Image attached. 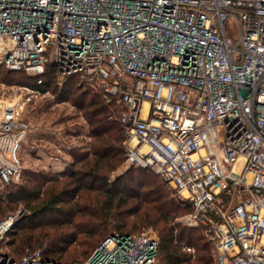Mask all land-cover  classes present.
Masks as SVG:
<instances>
[{"label": "built area", "instance_id": "built-area-1", "mask_svg": "<svg viewBox=\"0 0 264 264\" xmlns=\"http://www.w3.org/2000/svg\"><path fill=\"white\" fill-rule=\"evenodd\" d=\"M0 65L39 84L53 65L60 83L73 77L120 106L126 161L192 204L183 223L203 228L219 264H264V0H0ZM21 88L27 98L0 121L14 157L0 153L4 182L20 177L19 118L43 92ZM17 221L0 222V264H158L152 231H115L83 262L42 249L17 259L1 249Z\"/></svg>", "mask_w": 264, "mask_h": 264}, {"label": "trees", "instance_id": "trees-1", "mask_svg": "<svg viewBox=\"0 0 264 264\" xmlns=\"http://www.w3.org/2000/svg\"><path fill=\"white\" fill-rule=\"evenodd\" d=\"M2 84L39 87L43 92L51 91L59 101L76 97L75 105L87 122L86 128L82 126L76 133L92 138L90 150H68L73 160L66 162L65 170L30 169L29 180L23 179V170L22 178L6 182L4 190L0 188V220L20 203L27 211L5 233L1 249L6 254L20 259L28 251L42 249L46 258L83 262L113 231L134 234L133 230H141L137 231L140 234L152 230L160 244L158 264H216L215 243L206 238L203 228L175 220L193 210L192 204L170 195L159 174L163 183L147 180L149 168L132 164L128 173L110 178L126 156L120 106L106 103L99 92L73 77L60 83L53 65L47 66L41 84L23 71L0 65ZM6 238V247H13L12 251L2 245ZM73 245H78L74 254L81 256L68 257ZM185 246H194L196 257Z\"/></svg>", "mask_w": 264, "mask_h": 264}, {"label": "rangeland", "instance_id": "rangeland-1", "mask_svg": "<svg viewBox=\"0 0 264 264\" xmlns=\"http://www.w3.org/2000/svg\"><path fill=\"white\" fill-rule=\"evenodd\" d=\"M228 28L229 31L233 33L234 37L237 39L238 27L235 21L229 20ZM0 88H5L7 91H11L10 93L13 94L12 96H7L6 92H0L1 121L4 116L5 104H10L13 102L22 103V101L27 98L28 91L21 88L17 92V94H14L17 87H14L12 84L10 86H8L7 84H2L0 85ZM71 98V100L59 101L56 99V97L51 91H46L42 92L40 96L34 97L31 103L29 101L25 105L24 110L22 111L21 117L19 119L21 121L28 122L29 127L25 133L20 134L21 140L19 149L17 151V156L20 160L21 168V174L19 179L22 178L21 175L23 174V170L26 174H24L23 179L26 180H29V177L27 175L30 172V169L39 170L43 168H51L53 171L65 170L67 165L66 162H72L73 160L72 156L68 152V150H70L72 147H75L78 151L90 150L92 138L90 136L84 135L78 136L76 133L82 128V126L87 125V122L85 121L83 115L84 112L77 109L75 105L76 97L72 96ZM0 153L2 158L6 159L7 161L9 160L14 162V157L10 148L8 149L7 147H2L0 149ZM131 165L132 164L126 161L125 156L123 163L115 171L112 172L110 178L115 179L116 177L122 174L128 173L130 171ZM137 174L140 176V173ZM146 178L150 181H154L156 179L158 181H161L157 172L151 169H149V171L147 172ZM0 179L2 180L0 188L1 190H4V185L6 184V182L3 181L1 174ZM19 179H15V181H18ZM23 182H25V180ZM164 184L168 188V190H170V195L179 197V194L175 189H173L167 183ZM26 213L27 211L25 205L23 203H20L17 206L16 210L11 211L9 214H7L5 218H2L0 222L10 216H14L16 217V219L18 218L19 221L26 215ZM186 214L187 213L179 214L175 220L182 223V225H185L183 223V218ZM133 218V216L130 217V219ZM137 231L141 230H133L132 232L137 233ZM205 235L206 238L209 239V236L206 233ZM7 238L4 240L2 245L5 249L7 248L8 251H12L13 247H6V244L8 243ZM97 245L98 243L95 245V247ZM194 249L195 253H188H190L193 257H196V248L194 247ZM75 250H78V245L76 247H74L73 245L68 249L69 258L76 257V255L81 256L77 252H75L74 254ZM213 256L215 258L216 264H219V253L213 251Z\"/></svg>", "mask_w": 264, "mask_h": 264}, {"label": "crops", "instance_id": "crops-1", "mask_svg": "<svg viewBox=\"0 0 264 264\" xmlns=\"http://www.w3.org/2000/svg\"><path fill=\"white\" fill-rule=\"evenodd\" d=\"M2 142H3L4 144H5V143L7 144V141H5V140H4V141H1V143H2ZM1 181H2V180L0 179V184H1Z\"/></svg>", "mask_w": 264, "mask_h": 264}]
</instances>
